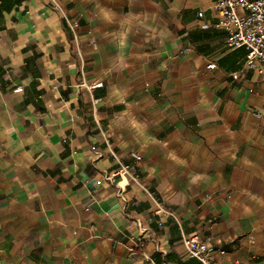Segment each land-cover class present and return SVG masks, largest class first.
<instances>
[{
  "label": "crops",
  "instance_id": "0c3cea01",
  "mask_svg": "<svg viewBox=\"0 0 264 264\" xmlns=\"http://www.w3.org/2000/svg\"><path fill=\"white\" fill-rule=\"evenodd\" d=\"M216 1L0 0V264H264V77Z\"/></svg>",
  "mask_w": 264,
  "mask_h": 264
},
{
  "label": "built area",
  "instance_id": "2783aa9c",
  "mask_svg": "<svg viewBox=\"0 0 264 264\" xmlns=\"http://www.w3.org/2000/svg\"><path fill=\"white\" fill-rule=\"evenodd\" d=\"M56 2V0H53ZM59 8V6H55ZM218 20L216 27L227 32V46L229 49L244 48L247 51L244 69L233 74L238 79L243 71L253 70L259 72L264 77V0H217L214 6ZM202 16V13H199ZM209 69H215L216 64L211 63ZM82 86L90 91L103 87V83ZM21 91V88L18 89ZM105 145L108 153L118 165V169L107 177L108 180L114 178L120 179V184L126 180L133 182L146 192L148 197L154 203V212L160 218V226L168 218L177 219L176 213L168 208L164 201L159 199L155 193L147 189L142 182L138 170V163L142 157L135 152L131 153L135 162L131 165L124 164L121 156L115 151L109 136L104 132ZM99 157L102 155L97 153ZM119 185V184H118ZM126 189L122 187L121 193ZM123 200L125 198L122 197ZM184 252L187 258L196 260L199 264H219L217 256L226 254L224 250H217L208 242L202 241L198 235H184L182 239Z\"/></svg>",
  "mask_w": 264,
  "mask_h": 264
},
{
  "label": "trees",
  "instance_id": "16d2710c",
  "mask_svg": "<svg viewBox=\"0 0 264 264\" xmlns=\"http://www.w3.org/2000/svg\"><path fill=\"white\" fill-rule=\"evenodd\" d=\"M193 260V259H192ZM194 262L196 263L197 261L196 260H194Z\"/></svg>",
  "mask_w": 264,
  "mask_h": 264
}]
</instances>
